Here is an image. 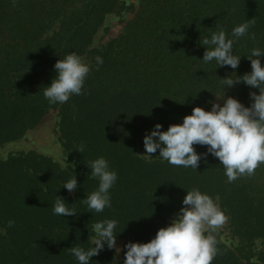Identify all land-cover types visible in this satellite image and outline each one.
<instances>
[{"label": "trees", "instance_id": "obj_1", "mask_svg": "<svg viewBox=\"0 0 264 264\" xmlns=\"http://www.w3.org/2000/svg\"><path fill=\"white\" fill-rule=\"evenodd\" d=\"M119 2L0 0V144L19 139L54 109L59 142L73 163L68 169L33 150L0 159V264H78L69 248L91 247L92 224L103 219L118 222L117 237L149 242L192 189L216 201L239 242L232 249L216 238L212 264H247L255 256L254 242L264 239V164L229 182L210 154L195 170L145 158L138 150L157 123L167 130L194 107L223 97L220 78L235 80L251 71L250 51H264V0H138L129 5L133 14L120 33L91 47ZM249 20L248 34L233 46V53L242 56L238 69L201 60L207 46L200 40L220 30L230 36ZM70 53L90 66L82 89L86 94L50 104L43 87L54 78L56 61ZM97 56L102 64L97 65ZM258 91L240 83L225 95L250 106L247 95ZM98 157L118 178L110 190L111 207L91 214L81 199L98 187V180L88 179L86 165ZM74 175L78 189L70 194L62 186ZM57 196L76 216L53 215ZM256 254L264 264V249ZM91 259V264H116L107 248Z\"/></svg>", "mask_w": 264, "mask_h": 264}, {"label": "clouds", "instance_id": "obj_2", "mask_svg": "<svg viewBox=\"0 0 264 264\" xmlns=\"http://www.w3.org/2000/svg\"><path fill=\"white\" fill-rule=\"evenodd\" d=\"M251 25L249 20L235 26L230 36L220 30L212 33L210 38L200 40L202 46H207L201 60L205 63L214 61L217 68L238 69L242 56L233 53V46L236 40L248 34ZM261 57H264V51L253 48L247 56L251 63L250 72L236 75L235 80L229 75L220 78L225 92L223 97L215 95L216 100L210 101V110L197 106L191 114L183 117L182 123L170 124L167 130H161L163 126L157 123L147 131L143 138L146 154L142 156L159 157L170 165L197 170L201 159L210 154L218 158L229 182L254 174L257 167L264 164V64ZM96 63H103L99 56ZM53 68L54 78L50 85L43 87V95L50 104H64L73 95L86 94L82 89L90 66L80 56L67 54L58 59ZM240 83L259 90L258 93L250 92V106L225 95L227 89ZM194 145L206 146V153H198ZM157 150L159 154L154 156ZM77 151L82 153L83 148ZM66 161L67 156L61 166L69 169ZM86 165L90 168L88 179L98 180V187L81 201L87 205L89 213H102L111 207L110 190L117 181V173L110 169L104 157ZM62 188L74 193L78 189L76 176L66 181ZM67 205L62 197L57 196L52 207L53 215L76 216L77 212ZM182 205L171 223L158 229L149 242L128 241L122 247L118 246V222L103 219L92 224V246L87 249L72 246L70 253L78 264H91V258L105 248L115 250L117 255L123 251V264H212L217 254L215 233L226 223V215L213 198L198 189L186 190ZM13 223L10 220L8 226ZM251 264H257L255 257Z\"/></svg>", "mask_w": 264, "mask_h": 264}, {"label": "rangeland", "instance_id": "obj_3", "mask_svg": "<svg viewBox=\"0 0 264 264\" xmlns=\"http://www.w3.org/2000/svg\"><path fill=\"white\" fill-rule=\"evenodd\" d=\"M137 3L138 0H120L117 8L106 15L103 24L98 29L97 33L93 38L91 47L102 46L110 39L116 37L121 32L124 23L129 20L133 14V9L128 8L129 5L131 4L134 7L137 5ZM214 100L216 99L207 101L202 105V108H204L205 110H210V101ZM246 101L249 103L252 102L250 99V94L247 95ZM217 102L221 104L223 103L222 101ZM57 121V110H49L48 113L41 119V121L33 128L27 130L22 137L14 141L0 144V159L5 158L9 154L33 150L38 153L52 157L61 165V161L65 158V156H67V153L61 146L58 139L59 136L57 132ZM138 153L141 156L142 154H146L144 148L139 149ZM66 162L68 163L69 167L73 166V163L68 159V157ZM173 218L168 219L167 222L163 225V227L168 226ZM93 235L91 236V240ZM215 238H218L232 249H238V239L231 233L227 221L217 231V233H215ZM128 241V237H117L118 246L122 247ZM251 249L255 253V256L253 257H255L257 260L256 252L264 249V239H257ZM113 253L116 264H123L124 252L121 251L117 255L115 253V250H113ZM253 257L247 259V264H251ZM257 264L263 263L260 260H257Z\"/></svg>", "mask_w": 264, "mask_h": 264}]
</instances>
